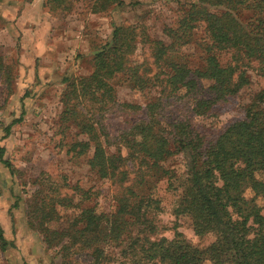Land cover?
<instances>
[{"label": "trees", "instance_id": "trees-1", "mask_svg": "<svg viewBox=\"0 0 264 264\" xmlns=\"http://www.w3.org/2000/svg\"><path fill=\"white\" fill-rule=\"evenodd\" d=\"M64 1L46 0V4L61 6ZM123 1L95 0L93 12L118 7ZM200 24L207 42L202 64L192 69L180 50ZM164 32L167 43L150 39L136 26L112 23L110 39L90 59L91 72L62 78L58 126L77 137L69 143L68 153L81 157L91 151L86 159L89 169L118 185L114 210L82 207V199L74 201L62 192L65 182H53L41 173L33 183L36 189L29 199L27 222L47 248L87 250L95 264H109L107 250L120 246L121 264H264V87L245 106L243 119L212 134L198 130L191 119L166 121L161 116L169 95L194 93L200 80L210 82L209 96L196 99L192 110L205 117L214 104L227 102L248 84V67L264 77V0H196L182 9L176 26ZM141 41L149 43L153 64L163 78L149 77L146 68L132 60ZM219 53L229 55L225 64ZM117 77L142 92L150 85L161 89L142 107L122 104L142 117L131 122L124 117L127 128L114 142L104 118L118 104L113 86ZM12 79V70L0 54V80L8 90ZM20 120L21 116L5 127L6 134ZM113 145L116 151L110 153ZM175 154L183 155L186 168L177 186L181 191L176 213L190 218L195 235L214 234L215 240L204 249L189 245L177 231L172 239L158 237L159 227L149 211L151 199L136 189L147 176L165 177L168 187L176 189L173 172L162 166ZM3 155L0 147V161L13 174ZM247 189L253 193L250 198L244 196ZM59 209L77 210L60 229L55 227ZM8 246L13 243L6 241L0 228V251Z\"/></svg>", "mask_w": 264, "mask_h": 264}, {"label": "rangeland", "instance_id": "rangeland-1", "mask_svg": "<svg viewBox=\"0 0 264 264\" xmlns=\"http://www.w3.org/2000/svg\"><path fill=\"white\" fill-rule=\"evenodd\" d=\"M94 1L65 0L61 6H47L49 10L45 5L43 10L50 14V21H44L48 16L42 14L41 21L31 26L26 19L32 16L29 13L24 18L26 24H21L24 28L19 30L14 24L18 16L16 12L26 1L0 0V54L13 75L10 90L0 80V147L4 149L3 159L14 168L11 174L0 161V228L6 241L13 243V247L0 251V264H95L87 250L63 252L59 246L47 248L40 234L27 222L29 199L36 189L34 181L41 173L51 177L53 182H65L67 187H62V192L74 201L82 199V207H94L96 211L112 212L120 192L118 185L98 178L89 169L86 159L91 151L88 156L81 157L68 153L69 143L77 137L70 130L62 132L58 126L64 87L62 78L86 76L91 72L90 59L110 39L112 23L136 26L150 39L167 43L164 30L174 28L182 9L196 0H124L118 7L97 13L93 12ZM206 42L200 24L192 31L190 42L181 47L180 55L192 69L202 64ZM149 46V43L139 42L131 58L146 68L149 77L158 75L163 78L153 64ZM228 56L219 53L220 62L225 64ZM246 76L248 84L227 102L214 104L205 117L195 115L192 110L196 99L209 96L210 82L205 80L198 81L194 93L179 91L169 95L161 116L166 121L191 119L203 133H215L229 123L243 119L245 106L264 87V77L259 76L253 67L246 69ZM113 86L118 104L105 114L104 125L109 137L116 142L128 125L124 117L130 122L142 117L141 112L136 114L122 104L142 107L152 95L160 94L161 88L150 85V89L142 92L131 87L123 77H117ZM20 116L21 120L15 122L6 134L5 127ZM116 148L113 145L108 151L114 153ZM119 148L124 153V149ZM162 166L173 172L176 189L168 187L167 178L156 176H147L146 183L136 188L151 199L149 211L159 227L158 237L172 239L177 231L189 245L206 248L215 240L214 234L195 235L190 218L176 213L181 191L177 186L186 173L183 155H172ZM126 169L133 180L132 167L127 164ZM82 193L86 196H81ZM252 195L250 189L244 193L246 198ZM256 201L263 204L261 198ZM75 212L76 209H59L55 227H65L67 219ZM120 247L107 250L109 264L122 263V255L118 254L121 253Z\"/></svg>", "mask_w": 264, "mask_h": 264}, {"label": "crops", "instance_id": "crops-1", "mask_svg": "<svg viewBox=\"0 0 264 264\" xmlns=\"http://www.w3.org/2000/svg\"><path fill=\"white\" fill-rule=\"evenodd\" d=\"M25 1L26 2H25V5L23 6V8L21 10H19V12H16V16L17 15L18 16H17V19L15 20L14 24L16 27H18L19 30H22V28H24L21 24H26V19H28V24H31V26H33L34 23H39L41 21L40 17L43 16L42 14H45V16H48V17H44V19H45L44 21L49 20L48 18H50V14L47 13L48 11L43 10L44 9L43 7L45 5H46L45 8H47V9H48L47 6H49L46 4V0H25ZM29 13H32V16L30 18L27 17V16H29ZM25 17H27V18L24 20ZM22 20H24L23 21L24 23H22ZM14 30H15V28H14Z\"/></svg>", "mask_w": 264, "mask_h": 264}]
</instances>
